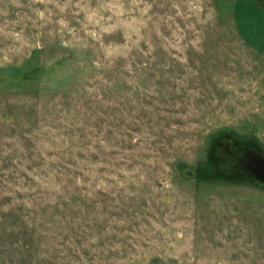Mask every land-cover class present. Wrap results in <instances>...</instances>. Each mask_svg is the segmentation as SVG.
<instances>
[{"label": "rangeland", "instance_id": "obj_1", "mask_svg": "<svg viewBox=\"0 0 264 264\" xmlns=\"http://www.w3.org/2000/svg\"><path fill=\"white\" fill-rule=\"evenodd\" d=\"M0 264H264V0H0Z\"/></svg>", "mask_w": 264, "mask_h": 264}]
</instances>
